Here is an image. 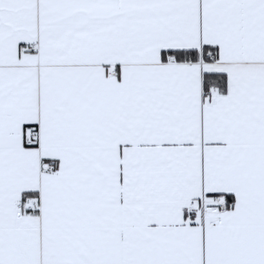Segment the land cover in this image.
<instances>
[{
  "label": "snow or ice",
  "instance_id": "snow-or-ice-1",
  "mask_svg": "<svg viewBox=\"0 0 264 264\" xmlns=\"http://www.w3.org/2000/svg\"><path fill=\"white\" fill-rule=\"evenodd\" d=\"M0 264H264V0H0Z\"/></svg>",
  "mask_w": 264,
  "mask_h": 264
}]
</instances>
